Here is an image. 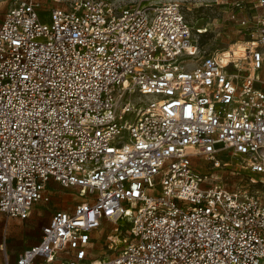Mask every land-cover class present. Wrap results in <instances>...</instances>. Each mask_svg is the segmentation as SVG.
Segmentation results:
<instances>
[{
    "label": "built area",
    "instance_id": "built-area-1",
    "mask_svg": "<svg viewBox=\"0 0 264 264\" xmlns=\"http://www.w3.org/2000/svg\"><path fill=\"white\" fill-rule=\"evenodd\" d=\"M253 9L244 56L192 65L178 3L14 0L0 15V213L29 220L51 181L80 199L5 264H264L262 196L194 166L229 153L264 176V0ZM122 220L95 260V233Z\"/></svg>",
    "mask_w": 264,
    "mask_h": 264
},
{
    "label": "rangeland",
    "instance_id": "rangeland-1",
    "mask_svg": "<svg viewBox=\"0 0 264 264\" xmlns=\"http://www.w3.org/2000/svg\"><path fill=\"white\" fill-rule=\"evenodd\" d=\"M71 1V0H68ZM153 3H178L181 5L184 15L191 24L196 40L197 52L191 60L196 65L201 56L221 54L232 46H247L251 39L240 28L242 19H249L256 14L253 3L256 0H152ZM241 3L242 7L237 5ZM14 5V0H0V15L5 13ZM41 18L48 20L49 13L42 11ZM229 166L217 168L212 160L196 159L195 168L208 176L217 177L218 183L224 185L228 190L249 189L258 191L264 199V176L250 175L243 164L229 153H223L217 158ZM253 179L255 182H252ZM49 201H42L35 207L32 218L22 221L16 218H8L0 213V264H5L6 255L10 259L17 258L28 246L39 241L42 227L47 224L51 216L58 210H73L79 201V196L71 189H66L58 183L47 188ZM120 233H114L116 225L107 223L95 233L97 245L93 252L95 260L110 259L115 253L108 244L112 237L120 240L127 235L130 228L127 220L120 221ZM115 237V238H116ZM122 243V242H121ZM119 244V242H118ZM123 246V245H122ZM122 246L120 248H122Z\"/></svg>",
    "mask_w": 264,
    "mask_h": 264
},
{
    "label": "bare ground",
    "instance_id": "bare-ground-1",
    "mask_svg": "<svg viewBox=\"0 0 264 264\" xmlns=\"http://www.w3.org/2000/svg\"><path fill=\"white\" fill-rule=\"evenodd\" d=\"M234 53L236 56H244L245 54V46L243 45H236L230 47L227 51H225L226 56H230ZM226 61V58L224 59V62Z\"/></svg>",
    "mask_w": 264,
    "mask_h": 264
},
{
    "label": "crops",
    "instance_id": "crops-1",
    "mask_svg": "<svg viewBox=\"0 0 264 264\" xmlns=\"http://www.w3.org/2000/svg\"><path fill=\"white\" fill-rule=\"evenodd\" d=\"M56 184H57V183L51 181V182L48 184L47 188H48L49 186H51V185H52V186H55ZM66 211H70V210H66ZM71 211H73V210H71ZM34 212H35V208L33 209V214H34ZM33 214H32V215H33ZM31 218H32V216H31ZM31 218H30V219H31ZM30 219H29V220H30ZM50 219H51V218H50ZM27 221H28V220H27ZM49 221H50V220H49ZM48 223H49V222H48ZM48 223H47V224H48ZM45 225H46V224H45ZM40 238H41V233H40V236H39V241H40ZM39 241H38L37 243H39ZM37 243H35V244H37ZM35 244H33V245H35ZM33 245H30V246H28L27 248H29V247H31V246H33ZM27 248H26V249H27ZM15 259H16V258H15ZM15 259H10V260H15Z\"/></svg>",
    "mask_w": 264,
    "mask_h": 264
}]
</instances>
